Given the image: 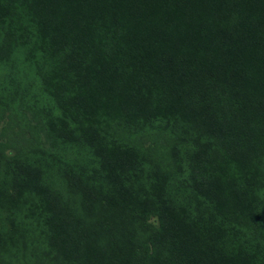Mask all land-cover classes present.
<instances>
[{"label":"trees","instance_id":"1","mask_svg":"<svg viewBox=\"0 0 264 264\" xmlns=\"http://www.w3.org/2000/svg\"><path fill=\"white\" fill-rule=\"evenodd\" d=\"M6 1L0 264H264V0Z\"/></svg>","mask_w":264,"mask_h":264},{"label":"rangeland","instance_id":"2","mask_svg":"<svg viewBox=\"0 0 264 264\" xmlns=\"http://www.w3.org/2000/svg\"><path fill=\"white\" fill-rule=\"evenodd\" d=\"M16 2L20 5H23L25 3L22 0H9L6 1V5L3 6L8 7L12 3H16ZM19 9L20 7L14 10L16 11ZM3 13H5L6 16L5 17L3 15V20L7 21L9 19L11 21V23L6 22V26L8 28L13 26L14 24L12 23L13 21L12 18L14 19V17L12 15V11L9 8H4ZM27 45L29 46V43L25 44L24 46L25 52L27 49ZM16 52L18 56L12 55L7 60L4 59L2 55H0V111H6L4 113V116L0 119V125L10 124V118L8 117L9 116L8 110L11 111L12 113L17 112L20 115V110H18L17 107H13V105L15 104L16 101L17 102L19 101L18 97L22 93L26 95V100H28L29 103H36L37 106H33L34 109L37 110L43 109L40 108L43 107L42 106L43 103H44V108H48L52 106L48 94V88L50 86L47 85L46 83V81L49 80V77H51V74L45 69L44 66H40L36 69H33L31 64L26 60L24 54L20 53L19 51ZM26 61L30 64V66ZM60 68L61 70L64 69L62 70V72L69 71L68 67H60ZM68 74L71 77L74 76L72 72H68ZM51 80L53 82H58V83L67 81V79L63 77L61 74H58V76L56 77H51ZM14 92H16L15 97L14 96L12 97L11 95L12 93L14 94ZM52 109H53L52 114L58 115V110L56 108H52ZM24 117L29 118L30 113L27 112L26 115L24 114ZM25 133L27 134L26 131ZM8 137L12 138L13 136L9 135ZM21 137L22 135H20L17 139ZM2 139H7V137L0 135V140ZM59 141H66V140L61 137L54 139V142H59ZM63 154L64 156L67 155L65 153ZM230 216L231 215H229V217ZM150 221L152 223L159 222L156 216H150Z\"/></svg>","mask_w":264,"mask_h":264}]
</instances>
